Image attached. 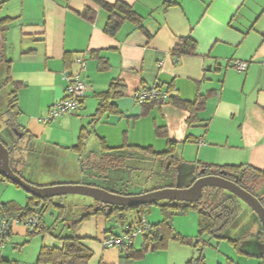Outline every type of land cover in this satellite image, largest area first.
<instances>
[{"label":"crops","instance_id":"obj_1","mask_svg":"<svg viewBox=\"0 0 264 264\" xmlns=\"http://www.w3.org/2000/svg\"><path fill=\"white\" fill-rule=\"evenodd\" d=\"M105 1L129 5L142 20L143 31L125 22L114 37L107 36L103 31L107 13L88 0H0V19H12L0 28L1 49L4 59L11 62V80L19 84L17 109L22 130L42 144L73 146L97 108L96 94L118 80L124 86L123 96L116 101L119 115L96 125L93 134L109 148H151L162 153L167 142L173 141L179 143L177 157L193 172L198 164L247 165L264 171V0ZM184 38L196 43L194 54L173 55ZM77 59L85 60L84 69L76 64ZM100 60L107 62V69H99ZM235 61L247 62L246 71H235ZM64 70L78 72L84 81L81 107L72 115L43 123L49 108L65 95ZM155 85L182 102L205 96L198 122L189 126V112L169 100L140 107L133 102L139 88ZM13 191L16 199L2 200L0 209L11 202L21 207L27 204L28 194ZM143 213H125L123 217L128 214L130 221L122 223L103 217L84 222L86 230L83 233L81 228L77 237L93 252L89 264H138L154 255L148 252L130 261L125 251L101 244L105 234L119 235L135 227ZM250 221L258 241L256 253L244 251L247 255L237 254L244 262L228 258L227 262L262 264L259 222L252 217ZM23 235L33 237L26 228L15 226L8 242ZM43 245L60 247L61 242ZM131 248L138 251L141 246L136 249L134 239ZM203 252L198 255L203 258L201 264H205ZM170 257L172 264L189 262L181 250ZM4 261L12 262L7 255ZM218 264H222L220 259Z\"/></svg>","mask_w":264,"mask_h":264},{"label":"trees","instance_id":"obj_2","mask_svg":"<svg viewBox=\"0 0 264 264\" xmlns=\"http://www.w3.org/2000/svg\"><path fill=\"white\" fill-rule=\"evenodd\" d=\"M91 3L97 5L101 10H103L108 15L107 22L103 28L104 33L107 36L114 37L116 33L120 30L123 23L129 22L134 25L135 29L143 31L142 20L133 12L131 7L124 2L118 1L113 4L108 3L105 0H88ZM89 11H85V16L89 15ZM89 20H92L90 15ZM12 19L4 18L0 19V28L4 27L7 23H10ZM196 49V43L189 38H184L181 40V45L177 46L173 50V55H193ZM0 64L2 66L0 72L4 77L2 80V86H10L11 91L9 92V101L7 105V113L19 116V111L17 109V92L18 85L13 83L11 80L10 72V61H6L2 54V49L0 48ZM108 68L107 62L100 60L99 69L105 70ZM124 94V86L118 81L113 80L108 89L104 92L96 94L98 100L97 108L94 114L90 117V121L86 126L80 129L77 143L71 147H61L63 151L71 152L75 154L79 159V164L81 165V174L83 178H88L86 181H80L72 184H82L86 186L97 188V177L99 174L106 175L112 169H130L131 166L129 162L133 158L138 160H143V157H151L153 160H163L169 162L170 165L173 161L178 162L177 157V147L179 143L168 141L167 148L162 153H156L151 148H140V147H129L123 146L120 148H109L104 139L95 137L96 140V152L94 156H89L90 153L87 147L88 138L94 134V129L96 125L104 121L107 117L112 115H119V110L116 106V101L120 99ZM83 101V100H82ZM81 101V104H82ZM161 103V102H160ZM169 103L172 105L184 109L189 112V117L187 119V124L192 126L198 122L197 112L204 106L205 96L197 95L196 98L191 102H182L170 97ZM81 107V106H80ZM9 126L14 128L17 133L21 134L20 138L11 146L7 145L5 142L0 140V142L8 149L9 153V167L13 173L18 177L31 184L29 181L25 180L22 176V172L18 169L20 166L18 162H15L12 158V154L15 150L16 144L21 141V139H26L32 141L35 146L42 148L44 154L53 152L56 147L52 145L42 144L33 140V138L22 130L19 124L10 123ZM187 140H185L186 142ZM58 149V148H57ZM60 153V152H59ZM89 153L88 156H85ZM92 153V152H91ZM140 155H143L141 157ZM40 159V157H38ZM83 161V163L81 162ZM22 167V165H21ZM94 172L97 174L85 175V172ZM203 171V173H201ZM219 172H225L224 178L230 181H236L237 185L256 197L262 206L264 207V171L255 169L251 166L240 165V166H212L205 164H198L196 167L195 177L192 179L191 184L202 176L208 175H218ZM100 177V176H99ZM82 178V179H83ZM1 181H10L5 179L0 175ZM14 185V184H12ZM32 185V184H31ZM19 188L18 186L14 185ZM205 190V189H204ZM203 190V193H204ZM146 193V192H145ZM204 195V194H203ZM202 197L191 203H173L167 202L166 204L160 206V211L163 219L156 224L150 225L151 230L143 235V241L141 248L138 251L133 250L130 247L125 251V259L130 261L142 258L148 252H154L158 250H167L169 245V240L178 242L182 245L189 244L193 248L197 249V243L187 242V240L182 239L180 236L174 234L173 226L171 223V217L177 212L186 213L189 210H193L198 216V228L199 236L204 234L210 235L213 239L226 240L228 241L239 254L247 255L239 246V239L236 237L230 238L226 233L228 225L234 218L237 208L235 206V200H238L235 196H222L216 202L211 200V195H206L205 199ZM157 203H152L149 205L139 206L135 208H124V207H109L105 204L94 201L93 205H88L83 207L82 213L75 220L66 222L67 210L64 206L59 205L55 202L53 198H36L33 196L28 197L27 204L23 207L15 203H7L1 206L0 216H16V215H37L40 221L39 226L33 229H27L28 236L44 235L50 234L54 236L55 239L61 242L60 247H49L41 246L36 264H89L93 257V252L83 244V239L75 235L77 228L84 222L91 218L103 217L105 220L116 219L118 222H123V215L131 211H142L147 209L149 206ZM245 205V204H244ZM246 206V205H245ZM247 207V206H246ZM48 210H54L56 213V219L54 223L50 226H46L43 222V216ZM250 210V209H249ZM251 211V217L258 221L256 215ZM142 216L139 217L137 224L142 220ZM60 220L62 228L58 231L59 233L54 234L52 230L55 229V223ZM252 235H255V230L252 225V221H249ZM129 228V227H128ZM131 228V227H130ZM107 234H110L107 233ZM261 244L263 245V236L260 235ZM264 248V246H263ZM200 250L199 252H201ZM262 259V264H264V249L263 254L260 256ZM4 260V258H3ZM5 262V261H4ZM195 262L201 264L203 258L198 257ZM6 263V262H5ZM9 263V262H8Z\"/></svg>","mask_w":264,"mask_h":264},{"label":"rangeland","instance_id":"obj_3","mask_svg":"<svg viewBox=\"0 0 264 264\" xmlns=\"http://www.w3.org/2000/svg\"><path fill=\"white\" fill-rule=\"evenodd\" d=\"M3 46L2 36L0 34V48ZM0 66H2L0 64ZM2 67H0L1 70ZM3 75L0 72V86L3 84ZM10 86H2L0 88V140L11 146L17 141L19 133L15 132L10 123L19 124V117L14 114L7 113V105L9 101ZM133 100V99H132ZM134 102V101H133ZM140 107V105H137ZM91 140L88 151L89 156H94L96 152L95 137H89ZM75 145V144H74ZM60 152V153H59ZM92 152V153H91ZM95 152V153H94ZM86 153L85 156H88ZM143 157V155H140ZM40 157V159H38ZM12 158L15 162L19 163L18 169L22 172V176L25 180L29 181L33 186L37 188H47L57 185H68L72 183L86 181L88 178L80 176L81 165L79 159L75 154L56 147L53 152L44 154L42 148L35 146L32 141L21 139L16 144L15 150L12 154ZM179 161L170 165L169 162L163 160H153L151 157H143V160L133 158L129 162L130 169H112L108 174L97 177V188L105 190L107 192L121 195V196H138L145 192H152L154 190L162 188H175L183 189L191 185V177L194 172L191 166ZM83 163V161H81ZM22 165V167H21ZM97 174L94 172H85V175ZM83 178V179H82ZM16 190L23 194L26 193L21 188H17L7 181L0 180V205L2 200L16 199ZM27 194V193H26ZM203 199L206 195H211V200L216 202L222 196H230L231 194L221 188H206L203 193ZM56 203L64 206L67 210L66 222L75 220L82 213V209L85 206L93 205L94 201L87 197L76 195H63L53 198ZM21 201V200H18ZM167 202L161 201L157 204L149 206L143 210V219L150 225L156 224L163 219L160 206ZM177 203V202H173ZM235 206L237 208L236 214L230 224L228 225L226 233L230 238L237 236L239 239V246L243 251L249 253H256L257 251V239L252 235L250 228L251 211L240 200H235ZM54 215L53 217L51 215ZM54 210H48L43 216V221L46 226H50L54 223L56 216ZM137 217L135 218V220ZM139 219V218H138ZM124 221H130V216L127 214ZM171 223L173 224L174 234L180 236L187 242L197 243L198 248L195 249L189 244L180 245V243L169 240V252L167 250H158L152 252L154 255L145 257L144 260L140 259L138 264H172L175 250H181L187 255L189 259L187 264L195 263L198 258L199 251L204 249L205 264H218V259L222 261V264H232L227 262V258L238 262H244V257H240L236 249L226 240L213 239L210 235L204 234L199 236L198 228V216L193 210H189L186 213H180L177 211L171 217ZM60 220L55 223V229L52 230L53 235L59 233L62 228ZM83 227V223L75 231V235H81L79 231ZM88 230V229H87ZM90 231V230H89ZM52 241H57L54 236L50 234L36 235L33 237L19 236L16 240L9 243L7 242L2 248V257L6 255L12 260V264L15 261L18 264H36L37 255L40 246L45 243L48 244ZM142 237L135 238V247L138 249L141 246ZM239 254V255H237ZM191 259V260H190ZM194 259V260H192ZM253 262V259H249ZM14 261V262H13ZM236 264V262L234 263Z\"/></svg>","mask_w":264,"mask_h":264},{"label":"water","instance_id":"obj_4","mask_svg":"<svg viewBox=\"0 0 264 264\" xmlns=\"http://www.w3.org/2000/svg\"><path fill=\"white\" fill-rule=\"evenodd\" d=\"M201 173H203V171ZM0 175L24 190L28 195L39 199L54 198L63 195H76L87 197L93 201L105 204L109 207V210H111L112 207L135 208L161 201L191 203L198 201L202 197L204 189L221 188L235 196L256 215L260 226L259 233L263 236L264 246V207L256 197L237 185V179L235 181L225 179V172H219L218 175H208L197 178L187 188H162L138 196L116 195L96 187L82 184L37 188L12 172L9 167L8 149L0 142Z\"/></svg>","mask_w":264,"mask_h":264},{"label":"built area","instance_id":"obj_5","mask_svg":"<svg viewBox=\"0 0 264 264\" xmlns=\"http://www.w3.org/2000/svg\"><path fill=\"white\" fill-rule=\"evenodd\" d=\"M264 64V60L262 62ZM76 64L80 69H84L85 60L77 59ZM248 67L247 62L235 61L232 63V68L237 72H244ZM62 78L65 82V95L63 99L53 104L49 110L48 115L41 119L43 123L54 121L66 115H72L81 106V101L85 96V84L80 74L72 73L64 70ZM170 92L163 90L158 85L150 88L141 87L133 94V100L136 105H146L150 103H164L170 99ZM40 221L37 215H16V216H0V264L5 263L2 257V248L8 242L12 228L15 226H22L26 229H33L39 226ZM151 230L150 225L146 220L142 219L135 227L127 228L119 235L105 234L102 238L101 244L104 248H114L120 251H126L134 239L138 236H143Z\"/></svg>","mask_w":264,"mask_h":264},{"label":"flooded vegetation","instance_id":"obj_6","mask_svg":"<svg viewBox=\"0 0 264 264\" xmlns=\"http://www.w3.org/2000/svg\"><path fill=\"white\" fill-rule=\"evenodd\" d=\"M12 129H14V128H12ZM15 130V129H14ZM15 132H17L16 130H15ZM20 134V133H19ZM21 137V134L19 135V137L18 138H20Z\"/></svg>","mask_w":264,"mask_h":264}]
</instances>
